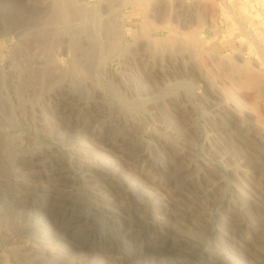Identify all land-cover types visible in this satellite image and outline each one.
<instances>
[{"label": "rangeland", "instance_id": "obj_1", "mask_svg": "<svg viewBox=\"0 0 264 264\" xmlns=\"http://www.w3.org/2000/svg\"><path fill=\"white\" fill-rule=\"evenodd\" d=\"M138 53L158 70L177 55L181 76L150 74ZM215 93L225 109L211 120ZM170 102L191 123L183 137ZM230 118L243 142L214 134ZM255 131L264 134V0H0L4 264H36L39 243L64 251L55 264H264ZM55 200L58 220L46 215Z\"/></svg>", "mask_w": 264, "mask_h": 264}, {"label": "bare ground", "instance_id": "obj_2", "mask_svg": "<svg viewBox=\"0 0 264 264\" xmlns=\"http://www.w3.org/2000/svg\"><path fill=\"white\" fill-rule=\"evenodd\" d=\"M147 39H148V37H147ZM152 39H154V38H150L149 41L152 40ZM144 40H146V39H144ZM152 41H150V42H152ZM156 44H158V43H156ZM152 45H155V43L154 44L152 43ZM157 46H159V44ZM152 47L153 46H151V48ZM155 48L153 47L151 50L150 49L149 50L153 51V50H155ZM142 52H144V51H142ZM146 53L148 54V52H146ZM135 55H134V57H135ZM139 55L138 56L140 58H138V59L139 60L141 59L142 61L144 60L143 62L142 61L141 62L145 64V66L147 68V71L149 70L150 74L151 73H158V72H159V74H162L163 71L164 72L171 71L174 74H176V77H180L181 74H182V72L176 70V68H175L176 64L178 63L177 55L176 56H174V55L173 56L172 55L167 56V58L165 60V63L162 62L164 64H163V66L161 65V68L159 70L157 68H155L156 66H154V64H152V61H153V60H151L152 57H150V56L148 57L147 55L145 56V54L144 55L139 54ZM150 55H151V53H150ZM189 59H190L189 60L190 61L189 66H190L191 72L194 73V74H199L198 70H197V67H196L195 61L192 58H189ZM144 64H143V66H144ZM149 73H147V74H149ZM137 85H136V87H138ZM215 95H216V97H213L210 100V104H209L208 118L211 119V120H215V119L219 118L220 114H221V111H223L225 109V105L220 100H218L216 93H215ZM167 108L170 110V112L179 121L183 122L182 128H180V130L178 131V134L181 137H183V133L185 131H187L191 127V123L188 121L189 119L187 120L186 117L184 116V112L182 111L181 104H174V103L172 104L170 102V104L168 105ZM230 120H231L230 124L225 125L224 127L220 128V129L216 128L214 130V134L216 136H218V137H221L222 140H224V138L227 135V136H229L228 140L231 141V142H235V143L243 142L245 140V138H248V136L246 135L245 131H243L242 125L238 121H234L233 118H230ZM172 125H173V123H171V126H170L171 128H172ZM57 128H61V122H60L59 125H57ZM92 131L94 133L100 134L101 133V127H98V125L95 124V126L92 129ZM252 134H253L254 137H257L260 140H264V134L262 132L255 131ZM106 138H107V140L109 142H111L115 146H118V148L120 147L119 146L120 144L118 143V138L119 137L116 136V133H111V136L108 135ZM158 141L160 143H162L164 146H166L168 149H170L171 153H173L175 156L178 157L179 152L173 146H171L170 143H168L167 139H165L163 137H159ZM229 150H230L229 152H231L233 149L230 147ZM38 154L39 155H38L37 158L39 160V164H42L44 167H47L50 170V173L60 174V172H61V171H59L60 167H58L59 164L57 163L56 159L50 157L51 155H49L47 153H38ZM22 160H23V158H22ZM181 171H182V169H178L177 173H180ZM258 172H259V175H260L259 176V180H262V182L264 183V166L260 167ZM48 174L49 173L46 172V177L48 176ZM138 184H139L140 188H143V189H145L146 186H148V183L146 184V182L144 180L139 181ZM146 191L148 193H150L149 190L146 189ZM56 194H57V192H56ZM18 196L19 195L16 194V192H14L12 194H8L5 200H7L8 204L15 205V204H17L19 202ZM245 199L252 206H256L259 203L258 197L256 195H254V194H251V193L250 194H246ZM46 215L49 216V217L51 216V217H53V218H55L57 220L63 218L66 215V210L63 207V203L59 202L57 200L52 202V208H51L50 212L46 213ZM32 248H33V251H35L34 254H33V259H34L36 264H55L58 261L59 258L62 260L64 257H67V255L64 253L63 250H59L57 248L50 247L46 243H39V244H37L36 246H34ZM255 250L257 252V249H255ZM70 262H74V259H71ZM0 264H4V262L0 261ZM81 264H117V263H116V261L112 262V261L108 260L106 256L94 255V256L87 257V259L83 260L81 262Z\"/></svg>", "mask_w": 264, "mask_h": 264}]
</instances>
